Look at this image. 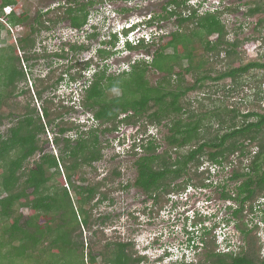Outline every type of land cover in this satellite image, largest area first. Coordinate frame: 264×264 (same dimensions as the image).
Wrapping results in <instances>:
<instances>
[{"label": "trees", "instance_id": "trees-1", "mask_svg": "<svg viewBox=\"0 0 264 264\" xmlns=\"http://www.w3.org/2000/svg\"><path fill=\"white\" fill-rule=\"evenodd\" d=\"M15 1L0 0V31L6 28L9 33L11 27L29 18L26 11H2ZM68 1L74 4L38 12L33 23L27 25L29 33L19 37L16 45L10 41L2 46L6 39L0 37V127L9 122L3 130L0 128V264H142L146 260L145 254L134 249L132 239L104 234L111 214L93 213L105 200L113 203L105 186L106 176L95 178L94 163L102 158L104 148L100 137L116 131L121 124L138 123L137 133L146 136L127 150L134 156L140 154L132 162L136 170L133 182L122 187L133 185L151 198L150 214L153 209L157 213L154 207L162 205L158 202L166 194L179 193L189 185H210L213 166L217 174L227 165H234L226 179L235 181V187L227 190L223 184L221 196L237 204L228 208H233L232 216L240 220L234 219V225L241 235V244L237 250L218 249L215 225L205 224L199 239V248L204 249L202 258L189 264H264L256 237L258 225L247 227L239 216L246 204L252 210L253 200L264 197V112L240 113L236 107L222 112L199 110L203 105L193 103L199 102L197 97L186 98L192 92L204 93L207 81L230 78L237 82L240 74L264 68V62L257 59L237 65L228 60L224 69L214 68L216 62L223 63L224 59L243 62L244 50L236 49L240 42L229 39L221 19L230 7L200 13L197 5L188 0H169L165 15L153 17L148 23L175 16V29L150 41L145 37L135 42L126 40L128 50L150 53L149 46L155 48L149 60L135 59L129 69L119 72H107L106 60L116 53L118 41L117 32L110 31L108 38L100 41L103 47L95 50L102 64L96 62L76 104L64 103L63 98L55 101V92L65 77H83L82 71L92 65V57L51 68L44 76H32L34 90L18 86L19 82L26 84L28 72L32 73L33 63L29 61L39 54L34 45L41 30L61 19L76 29L87 24V7L94 0ZM246 12L250 17L264 12V0H249ZM256 25L263 26L264 19L259 17ZM132 28L124 27L122 33L127 35ZM212 35L215 37L210 39ZM257 40L264 44V35L248 37L246 42ZM68 45L73 52L87 48L77 42ZM40 54L72 60L64 48ZM149 70L162 76L151 83L146 75ZM185 75H190L191 81ZM114 88L119 91L117 95L111 94ZM33 98L42 101L40 110L31 105ZM78 109L91 112L96 125L85 128V123L70 118L68 114ZM150 126L164 127L166 132L160 138L154 137L147 133ZM48 131L51 139L46 136ZM49 142L56 153L49 149ZM254 146L256 150L244 165L243 159ZM36 154L38 157L29 166L28 160ZM110 172L114 177L121 174L117 167ZM85 230L89 232L87 238Z\"/></svg>", "mask_w": 264, "mask_h": 264}, {"label": "rangeland", "instance_id": "rangeland-1", "mask_svg": "<svg viewBox=\"0 0 264 264\" xmlns=\"http://www.w3.org/2000/svg\"><path fill=\"white\" fill-rule=\"evenodd\" d=\"M79 1L83 2L87 0ZM164 2L165 0H102L99 2L98 0H94V3L87 7L89 9L88 22L80 29L71 27L68 20L61 19L50 28L41 30L36 36L34 45V51H38L39 54L29 61V63H33L31 67L32 73L28 72L26 84L19 82L18 86H28L31 90H34L32 76H44L51 68H62L75 60L80 63L92 57V65L89 69L82 71L83 77L75 80H72L70 76L69 79L65 77V81L63 80L59 86L58 91H56L57 96L54 99L57 101L63 95H67L74 87L75 90L79 89V84L87 83L85 81L87 80L86 77L90 76L95 70L96 62L100 63V65L102 64L96 58L95 50L98 47H103L100 41L107 39L110 31L117 32L118 41L115 46L116 53L106 60L108 66L107 72H119L123 69H129V63L135 59L143 58L149 60L155 45L149 46L150 53L143 49L128 50L125 47L122 29L131 26L129 25L131 22L137 21L136 24H144L136 25V28L127 34L133 41L138 38L140 33L145 35L144 37L147 41H150L151 38L157 39L158 34L169 33L175 29V16L167 19L160 18V20H156L152 25H148L145 22L150 16L165 15L163 9ZM189 2L195 3L200 13L205 10L230 7V10L225 11L221 15V19L228 29L229 39H237L240 42V45L238 44L236 49L244 50V53L241 54L243 59L240 58L243 62L235 58L224 59L222 60L223 63H215L214 68L216 70L224 69L228 64L226 62L228 60H231V64L233 65L245 63L252 59L264 62V44H260L259 40L246 42L248 37H260L264 35V25H256L259 17L264 19V12L255 14L252 17L248 16L246 11L249 0H190ZM73 4L74 2L68 0H16L14 3L8 5L9 7H3L2 11L6 14L10 11L16 13L26 11L29 14V18L23 24L11 27L9 33H7L6 28H2L0 37L6 40L1 45H7L10 41L16 45V40L19 37L29 33L27 25L33 23L32 18L38 12L55 9L59 5L66 7ZM140 20L142 22H138ZM0 22L3 23L1 18ZM45 22L49 23V21ZM4 25L6 24L4 23ZM137 29L141 30L136 31ZM214 37L215 35H212L210 39ZM165 39L164 37L163 41ZM68 42L85 44L87 48L73 52L69 50ZM62 48L68 52L72 60L70 58L64 59L40 54L41 52H60ZM199 51L201 52L200 48ZM18 54L20 55L21 51H18ZM23 64L26 65V62H23ZM78 68L81 67L78 65ZM146 75L151 83H154L162 76L160 72L153 70H149ZM185 76L186 79L191 81L190 75ZM67 80L72 81V84ZM208 82L205 84L204 93L203 91L201 93L192 92L186 97L189 99L197 97L199 102L195 101L193 103L196 106L199 103L203 105L199 110L215 109L222 112L224 109L236 107L240 113L247 112L248 110L264 112V68H252L248 72L240 74L237 82L231 81L230 78L220 80L219 82ZM81 93L80 91V95H82ZM118 93V89L114 88L111 90L112 95H117ZM30 102L31 105L37 106L40 110L42 102L40 99L33 98L32 100L30 99ZM77 107L79 108V106ZM68 115L72 119L85 123V128L96 125L91 112H84L78 109ZM241 119H238L239 122H241ZM249 119H253V117ZM7 124L9 122L5 121L0 127L1 130ZM216 125L215 122L214 126ZM139 126L140 123L136 125L121 124L116 131L104 133L100 137L104 148L102 150V158L94 163L97 168L95 178L103 179L106 176L107 182L105 186L110 192L108 196L113 199L112 204L108 200H105L93 212L95 216L98 214H111V222H108L103 228L104 234L107 237L132 239L134 249L146 255V260L142 264H175L169 258L164 259L165 255H170L172 252V258L175 259L174 257H177L178 253L181 252L179 251L180 248H184L187 252L190 250V246L193 248L190 253V259H193L195 262L199 258H202L203 254L201 253L204 249H196V246L199 247L201 229L205 224L208 226L215 225L214 237L218 249L224 251L227 249L237 250L238 245L241 244V235L236 229L234 222L235 220L238 222L240 220L238 217L234 218L232 216L233 208H228V205L235 207L237 204L232 199H223L221 196L223 184H225L227 190L235 187V181L226 179V176L230 174L234 166L233 164L227 165L226 168L218 171L217 174V168H214V166L210 168L209 180L211 184L206 187L189 185L184 191H180L179 193L171 192L168 195L166 194L158 202L162 203V205L156 204L154 207L158 209L157 213H155L154 209L152 214L149 213V206L152 205L153 200L147 197L140 188L133 185L127 188L122 187L126 183H132L136 175L132 162L140 152H137V155L134 156L129 151L127 153V150L141 136H146L137 133ZM159 127L150 126L147 129V133L160 138L166 132V128ZM46 136L48 139H51V131H48ZM48 146L49 149L55 152L50 142ZM250 149L251 154H249L247 159H243L244 165L248 164L250 155L254 153L256 147L254 146ZM37 157L38 154L28 160L29 166ZM235 157L236 155L231 156L233 160ZM115 167L121 172L118 177H114L110 172ZM204 181L206 182L207 180ZM247 205L239 213V216L241 217V221L247 224V227H253L255 224L258 225V232L256 233L258 235L256 236L258 238L257 243L260 246V256L264 257V197L259 196L253 200L252 210ZM144 209L145 212H142ZM23 211L27 212L25 209ZM130 213L135 215L136 218L131 216ZM84 236L86 238L89 236L87 230L84 231ZM225 243H229V246H225Z\"/></svg>", "mask_w": 264, "mask_h": 264}, {"label": "clouds", "instance_id": "clouds-1", "mask_svg": "<svg viewBox=\"0 0 264 264\" xmlns=\"http://www.w3.org/2000/svg\"><path fill=\"white\" fill-rule=\"evenodd\" d=\"M189 4H192V3H190V2H188ZM193 4H195V3H193ZM196 5V4H195ZM7 7H9V6H7ZM138 26V25H137ZM129 27H133L129 32H132L135 28H136V25H131V26H129ZM128 28V27H127ZM141 29H137L136 31H140ZM128 32V33H129ZM123 36H124V38H125V41L126 40H129V41H131V42H135L136 40H138V38H140V37H144L145 35H143L142 33H140V35H138V38L135 40V41H133V40H131L127 35H124L123 34ZM89 77V76H88ZM88 77H86V79L88 78ZM64 81H65V79H64ZM68 81V80H67ZM86 81V80H85ZM63 82V81H62ZM61 82V83H62ZM70 84H72V81H68ZM61 83H60V85H61ZM59 85V86H60ZM59 86H58V88H59ZM79 86V89H76L75 90V87L73 88V89H71L70 90V92H68L67 93V95H63L62 96V98L64 99V101L65 102H69V101H74L75 103L76 102H78L80 99H81V95H80V91L82 92L83 91V87H85L86 86V83H81V84H79L78 85ZM58 88H57V90L56 91H58ZM56 93V92H55ZM82 94V93H81ZM78 96V97H77ZM77 104V103H76ZM215 231V230H214ZM200 245V244H199ZM198 245V246H199ZM227 245V243H225V246ZM196 246V245H195ZM192 247L190 246V250L189 251H187L186 252V250H184V248H180L179 249V251H181V252H179L178 253V256L177 257H174L175 259H173L172 257H173V254H172V252L170 253V255H165V257H164V259H166V258H169V259H171V260H173L172 262H174V263H179V264H189V263H192L193 262V259H190V253H191V251H192ZM196 249H200L199 247L197 248V246H196ZM163 254H167V253H163Z\"/></svg>", "mask_w": 264, "mask_h": 264}, {"label": "flooded vegetation", "instance_id": "flooded-vegetation-1", "mask_svg": "<svg viewBox=\"0 0 264 264\" xmlns=\"http://www.w3.org/2000/svg\"><path fill=\"white\" fill-rule=\"evenodd\" d=\"M122 1H124V0H122ZM128 1H132V0H128ZM169 0H165V2H164V5H163V9H164V11H165V13H166V10L168 9V7H167V2H168ZM190 0H188V2H189ZM165 7H166V9H165ZM153 17H156V16H153ZM152 16H150V17H148V19L145 21L148 25H152V24H154L155 22H156V19H154L153 20V22L152 23H148V21L149 20H151L152 18H153ZM137 22V21H136ZM136 22H131L129 25H144V24H142V23H140V24H136ZM138 22H142V20H140V21H138ZM76 29V28H75Z\"/></svg>", "mask_w": 264, "mask_h": 264}]
</instances>
